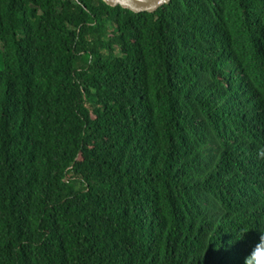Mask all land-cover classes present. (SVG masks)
<instances>
[{"label": "trees", "instance_id": "1", "mask_svg": "<svg viewBox=\"0 0 264 264\" xmlns=\"http://www.w3.org/2000/svg\"><path fill=\"white\" fill-rule=\"evenodd\" d=\"M0 264H264V0H0Z\"/></svg>", "mask_w": 264, "mask_h": 264}, {"label": "water", "instance_id": "2", "mask_svg": "<svg viewBox=\"0 0 264 264\" xmlns=\"http://www.w3.org/2000/svg\"><path fill=\"white\" fill-rule=\"evenodd\" d=\"M111 8H120L134 15L153 14L159 8L169 5L172 0H102Z\"/></svg>", "mask_w": 264, "mask_h": 264}]
</instances>
